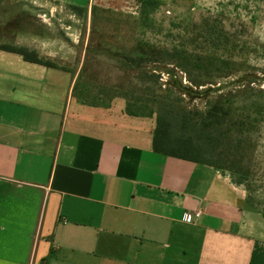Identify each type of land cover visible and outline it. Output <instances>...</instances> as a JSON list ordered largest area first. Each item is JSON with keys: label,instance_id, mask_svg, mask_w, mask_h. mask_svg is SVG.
I'll list each match as a JSON object with an SVG mask.
<instances>
[{"label": "crops", "instance_id": "1", "mask_svg": "<svg viewBox=\"0 0 264 264\" xmlns=\"http://www.w3.org/2000/svg\"><path fill=\"white\" fill-rule=\"evenodd\" d=\"M138 1L55 0L89 11ZM31 23L14 46L54 59ZM75 82L0 50V264H264L226 175L156 153V117L129 116L123 98L81 105Z\"/></svg>", "mask_w": 264, "mask_h": 264}, {"label": "rangeland", "instance_id": "2", "mask_svg": "<svg viewBox=\"0 0 264 264\" xmlns=\"http://www.w3.org/2000/svg\"><path fill=\"white\" fill-rule=\"evenodd\" d=\"M29 1L0 0V16L9 20L0 43L19 44L27 18L31 39L46 36L51 51L58 50L50 53L54 59H43L73 72L105 103L116 94L150 100V108L157 98L174 108L204 112L208 102L226 100L231 114L217 131L220 142L212 159L244 193L245 221L264 240V0H147L145 6L139 0L127 11L96 14L55 0ZM81 3L87 6V0ZM139 42L228 61L229 75L195 88L186 74L167 65L174 78L164 73L161 86L144 90L139 72L124 61ZM192 79L200 81L196 74Z\"/></svg>", "mask_w": 264, "mask_h": 264}, {"label": "trees", "instance_id": "3", "mask_svg": "<svg viewBox=\"0 0 264 264\" xmlns=\"http://www.w3.org/2000/svg\"><path fill=\"white\" fill-rule=\"evenodd\" d=\"M142 5H148L147 0H141ZM92 14L97 12H109L110 10L93 7ZM0 50L17 54L23 57L26 62L41 65L47 68L69 71L59 67L57 64L41 58L35 51L20 48L12 45L1 44ZM125 58L126 66L139 72L144 90L154 91V88L161 86L162 74L173 79L165 67L174 65L181 72L189 77V81L195 88L213 84V82L225 79L229 75L231 63L214 57L194 56L183 50H166L145 42H139L130 54ZM149 65H156L153 68ZM211 67L213 69H211ZM216 71V72H215ZM73 77L75 74L72 72ZM196 74L200 81H194L192 76ZM151 85V87H150ZM192 92L191 89H188ZM73 96L84 106L109 107L116 98H123L127 101L126 113L129 116L145 118L156 117V128L153 136V149L156 153L166 157L177 158L200 165H206L217 169L225 170L219 162L212 159L213 150L220 142L219 130L226 125L232 108H228L220 97L214 102H208L204 112L189 111L186 107L170 105V101H155V108H150V100L143 98L131 100L129 96L113 95L110 100H100L101 95L94 96L89 87L81 83L79 77L73 87ZM242 185L241 182H236Z\"/></svg>", "mask_w": 264, "mask_h": 264}, {"label": "built area", "instance_id": "4", "mask_svg": "<svg viewBox=\"0 0 264 264\" xmlns=\"http://www.w3.org/2000/svg\"><path fill=\"white\" fill-rule=\"evenodd\" d=\"M202 215H203V212L200 210H197L192 213H187L184 215L183 221L185 223L194 224L197 220L201 219Z\"/></svg>", "mask_w": 264, "mask_h": 264}]
</instances>
